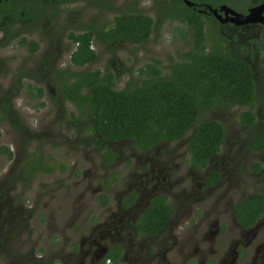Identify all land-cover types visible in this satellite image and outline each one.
Listing matches in <instances>:
<instances>
[{"label":"rangeland","instance_id":"374dc122","mask_svg":"<svg viewBox=\"0 0 264 264\" xmlns=\"http://www.w3.org/2000/svg\"><path fill=\"white\" fill-rule=\"evenodd\" d=\"M111 1L116 5L108 7L111 5L109 3L110 5L105 4L103 8L99 6L93 8L76 2L60 5L46 4L44 0H39L36 3L37 6L49 8L50 13L57 17L48 14L42 21L35 20L18 25L11 22L6 32H0V43L4 36L5 41L12 38L16 41V38L20 36L28 42L39 41V51L34 56L29 52V47L19 48L15 41L5 51L0 52V99L13 81L25 74L22 87L18 90L19 94L13 99L15 114L11 115L8 121L0 114V149L5 147L14 154L12 161L7 159L6 154H0V176L8 171V167L13 165L16 159L20 164L19 170L24 168L26 155L32 153L34 147L40 144V151L51 157L49 162L55 160L56 164V170L52 173L39 175L37 181L32 184L27 199L23 196L24 207L27 208L24 214L26 218L29 217L24 220L23 264L59 262L58 256L68 252L69 242L64 247L63 242H56V239L62 233L70 234L73 239V234L76 232L80 237L84 233V227L96 225L100 215L97 206L101 208L102 196L108 199V205L103 208V219L107 217L116 205V195L128 188L130 177L140 172L139 167L146 159L155 158L157 155L161 160L166 156L174 159L175 163H170V166L174 168L168 172L172 175L169 178L174 192L177 193L183 187L192 184L190 178L196 174L190 171L189 153L188 156L184 154L187 150L186 139L183 140L184 142L160 143L151 151L127 142L117 143L114 146L106 143L110 146L108 147L94 133V122L86 110H78L70 102L57 101L58 89L56 85L55 90H52L51 84L56 82L50 67H52L53 59L58 56L61 65L54 73L86 69H100L105 72L110 66V70L117 77V89H123L127 85L140 84L146 78L140 71L157 61L161 63L160 69L163 74L169 75L170 66L180 63L183 55L194 47L195 39L192 29L188 24L178 20L175 15L172 16L167 8L170 0ZM246 4L247 2H244L243 6ZM132 6H135L136 11L150 16L155 23L149 42L144 46L125 42L116 50L114 48L113 52L102 44L94 43L93 48L98 54V62L82 69L72 66L70 54L75 46L66 38L68 34L86 25L85 18L98 19L108 26L112 23L113 16L128 11ZM106 9H110L111 16L105 12ZM204 22L206 47L209 50L221 37L219 43L222 49L242 60L249 61L255 70L258 99L252 108L221 104L214 110H203L199 120L200 122L216 120L225 126V142L216 159L230 165L225 166L228 173L223 189L217 190L216 193L229 190V196L234 198L232 204H235L242 197L259 191L258 179L251 174H253L254 164L260 163L262 167L264 166V154L252 149V140L258 128L244 126L240 121L245 111L257 112L264 106V43L257 44L248 58L245 48L248 47L247 42L242 43V39L239 41L238 33L230 38L232 34L229 32L222 34L219 26L212 20ZM32 31L37 32L38 36L33 37V34H27ZM250 35L254 33L247 36ZM255 40H257L256 34L252 39V46L256 44ZM234 41L235 47L239 50L230 45ZM49 45L52 50L48 53L47 59L41 62ZM36 79H39L40 83ZM29 85L36 87L28 88ZM47 85L51 87L47 88ZM38 89H42L41 95L38 94ZM17 120H20L18 122L20 130H15L11 126V123ZM105 147L117 156V160L111 167L105 162ZM138 160L140 164H137ZM178 165L183 170L180 173L175 172ZM113 172L119 174V181L105 185L102 182L103 179L111 177ZM198 175L203 178L204 170ZM183 179L186 180L185 183L182 182ZM83 194L85 198L80 210L79 201ZM33 207L36 209L35 212H31ZM67 220L71 224L70 227L66 226ZM32 230H35L34 235ZM191 236L192 231L184 234V238ZM37 240L38 244L35 246ZM35 248L37 249L34 259L32 251ZM16 249L15 246L8 247V255L15 254ZM249 255L248 259L238 261L237 264H250L252 253Z\"/></svg>","mask_w":264,"mask_h":264},{"label":"flooded vegetation","instance_id":"af4514ba","mask_svg":"<svg viewBox=\"0 0 264 264\" xmlns=\"http://www.w3.org/2000/svg\"><path fill=\"white\" fill-rule=\"evenodd\" d=\"M37 1L39 0H0V5H6L5 8L0 7V32H6L11 22L18 25L35 20L42 21L44 17L51 14L49 8L44 9L37 6ZM44 1L46 4L60 5L76 2L80 3V5L93 8L96 6L103 8L105 4L109 3L111 5L109 4L110 6L108 7L116 5L111 0H70L71 2L66 3L51 0ZM187 1L191 3L190 6L187 4ZM182 2L186 8L201 14L204 20H212L219 26L222 34L229 32L232 34L230 38H233L238 33L240 35L239 41L242 39V43L247 42L248 47L245 48L247 49L248 58L257 44L264 43V23L257 22L236 25L231 20L234 16L231 13L226 15V12L221 10L223 6H227L234 12L246 16L252 8L263 4L264 0H182ZM244 2H247L245 6H243ZM211 9L216 10L221 19L226 20V22L221 23L211 13ZM105 12L111 16L110 9H106ZM59 13L58 15L61 14ZM125 13H135V6L116 16ZM26 16L30 17L25 18ZM50 16L57 17L54 14ZM115 17L113 16L111 20L113 21ZM85 20H87L86 25L75 30V32H70L66 37L72 45L74 44L71 42V36L85 33L89 25L95 24L97 30H102L105 27V22H100L98 19L88 20L85 18ZM184 23L188 24L187 22ZM188 26L190 27L189 24ZM30 33L33 34V37L38 36L35 31L27 32L28 35ZM251 33H254V35L247 36ZM255 34L257 35V40H255L256 44L252 46V39H254ZM245 35L246 38L244 37ZM5 39V36L2 37L0 52L5 51L15 41V38L9 41H5ZM38 42H28L21 36L16 38L15 41L19 48L29 47L28 50L32 56L39 51ZM95 43L99 44L97 41ZM32 44L36 46V50L34 51H32ZM230 45L235 47L236 42H231ZM114 48L115 50L117 49V47ZM236 49L239 50L238 48ZM51 50L52 47L49 45L41 58V62L47 59V55ZM223 51L226 52L224 49ZM232 56L241 61H245L235 55ZM245 62L255 72L253 65L249 61ZM60 65L61 60L58 56L56 59H53L52 67H50L52 68L51 71L54 73L55 70L60 68ZM67 71L52 73L56 82L51 84L53 86L52 90H55V86L60 84L57 78L60 75L63 77ZM24 79L25 74H22L14 80L0 99V102L5 101L11 105L10 112L5 116L0 112L1 116L7 121L11 115L15 114L13 99L18 96V90L22 87L21 84H23ZM36 81L40 83L39 79H36ZM34 87L36 86H28V88ZM50 87V85H47V88ZM57 96V101L61 102V97L59 95ZM18 122L20 120L11 123L13 129L20 130L18 128L20 126ZM96 136L100 137L99 135ZM100 139L102 140L101 137ZM183 140L180 142H184ZM185 141L187 150L184 154L188 156L187 139ZM116 144L108 143V145L112 146ZM40 145H36L32 153L26 155L24 168L22 167L19 170L20 164L16 159L14 164L8 167V171L3 176H0V264H23L24 220L29 218H26L24 214L27 208L24 207L23 196L26 199L28 198L32 184L37 181L40 174L52 173L56 170L55 160L49 162L51 157L44 155L40 151ZM259 153L264 154V152ZM0 154H6L9 161L14 159L13 152L5 147L0 149ZM219 154L211 158L207 167L203 169H198L193 166L190 156V171H194L196 174L190 178L192 184L183 187L179 193L174 192V187L171 185V179L169 178L172 175L168 172L174 168L170 166V163H175L174 159L166 156L161 160L159 159V155L155 158L146 159L139 167L140 172L138 171L130 177L128 188L125 191H120L116 195V205L107 217L103 219L104 206L101 205L100 199L101 208L97 206L100 215L96 225L84 227V233L80 237H78L79 234L76 232L73 234V239H71L70 234L67 233L66 235L62 233L56 239V242H63L64 247H66L68 242L69 244L67 245L68 252L59 255L58 259L60 261L55 263L103 264L104 259L114 252L116 254L115 259L108 260L107 264H237L238 261L248 259L250 257L249 253H252L250 264H264V212L251 226L242 225L236 217L238 213V211L236 212L237 205L242 200L254 194H261L262 185L264 184V166L262 167L259 163L260 169L258 173H253L252 170L253 174H251V176L258 179L259 191L242 197L235 204H232L234 198L229 196V190H223L218 194L216 193L217 190L223 189L225 177L228 173L225 166L230 165L229 163L219 162L216 159ZM32 160H35L37 166L33 177L30 174ZM114 160H117L116 155H114ZM137 164H140L139 160ZM255 165L257 164H254L253 167ZM57 169L60 170V168ZM181 169V166L178 165L175 168V172L180 173L183 171ZM202 170H204L205 176L200 178L201 176L198 173H201ZM15 173L17 174L13 175ZM212 175H216L217 180H213ZM185 181V179L182 180L183 183ZM243 194L245 195V193ZM84 198L85 194L81 195L79 201L81 205L80 210ZM158 198H163L164 204L170 208V218L163 229L150 235L143 230L141 221L152 201ZM31 210V212L36 211L35 207ZM101 216L102 219H100ZM70 225L67 220L66 226L70 227ZM189 231H192V236L190 238H184V234L189 233ZM34 233L35 230H32V235ZM37 244L38 240L35 242V246ZM12 246L17 248L15 254L11 253L8 255V247L12 248ZM36 249L32 251L34 259Z\"/></svg>","mask_w":264,"mask_h":264},{"label":"trees","instance_id":"16d2710c","mask_svg":"<svg viewBox=\"0 0 264 264\" xmlns=\"http://www.w3.org/2000/svg\"><path fill=\"white\" fill-rule=\"evenodd\" d=\"M167 8L172 16L190 25L195 39L194 47L183 55L182 61L170 66L169 75L163 74L161 63L157 61L140 71L146 77L140 84L117 89V77L110 66L105 72L100 69L68 70L63 77L57 78L60 84L56 87L62 103L70 102L78 110L88 112L94 122V133L104 143H134L151 151L160 143L187 139L191 164L203 169L220 153L226 130L224 124L216 120L200 122L201 112L214 110L221 104L252 108L258 99L256 76L247 62L223 51L219 43L221 37L211 50L206 47L205 20L201 14L186 8L182 0H170ZM154 28L153 19L138 10L116 16L102 30H97L95 24L89 25L85 33L71 36L75 45L71 64L79 69L95 65L98 62V54L93 49L96 41L112 52L114 47L125 42L144 46ZM32 47V51L36 50L35 45ZM38 94H42V89H38ZM10 107L5 101L0 102V112L4 116L10 112ZM240 121L244 126L258 128L252 149L264 152V106L258 112L245 111ZM105 149V162L111 167L115 163L114 154L107 147ZM36 167L35 160H32L31 177ZM259 169V165H255L253 173H258ZM211 177L217 180L216 175ZM119 179V174L113 172L102 182L109 185ZM101 205H108L105 196L101 198ZM237 211L236 217L242 225H253L264 212V184L261 194L242 200ZM169 218L170 208L164 204L163 198H158L152 201L141 226L152 235L163 229ZM115 257L114 252L109 254L103 264Z\"/></svg>","mask_w":264,"mask_h":264},{"label":"water","instance_id":"95a60500","mask_svg":"<svg viewBox=\"0 0 264 264\" xmlns=\"http://www.w3.org/2000/svg\"><path fill=\"white\" fill-rule=\"evenodd\" d=\"M187 4L190 6L191 3L189 1H187ZM222 11L226 12V15H228L229 13H231L234 17L231 19L232 21H234V23L236 25H242V24H248V23H257V22H262L264 23V3L252 8L249 11V14L244 16L241 14H238L236 12H234L233 10H231L230 8H228L227 6H223L221 8ZM211 13H213L216 18L218 20L221 21V23H225L226 20H222L221 17L218 15L216 10H210Z\"/></svg>","mask_w":264,"mask_h":264}]
</instances>
